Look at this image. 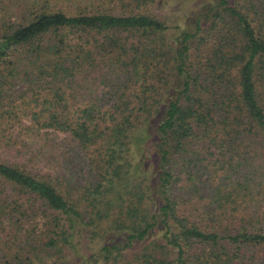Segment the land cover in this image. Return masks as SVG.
Instances as JSON below:
<instances>
[{
	"label": "trees",
	"instance_id": "1",
	"mask_svg": "<svg viewBox=\"0 0 264 264\" xmlns=\"http://www.w3.org/2000/svg\"><path fill=\"white\" fill-rule=\"evenodd\" d=\"M107 2L0 0V264H66L83 209L126 235L90 264H264V0L174 44Z\"/></svg>",
	"mask_w": 264,
	"mask_h": 264
},
{
	"label": "rangeland",
	"instance_id": "2",
	"mask_svg": "<svg viewBox=\"0 0 264 264\" xmlns=\"http://www.w3.org/2000/svg\"><path fill=\"white\" fill-rule=\"evenodd\" d=\"M233 1L234 0H229L230 3H233ZM107 3L109 7L108 9L113 14H145L157 18L170 27L167 37L173 44L175 38H177L180 32L193 31L195 20L198 19L202 22L207 20V12H209V10L215 5L214 0H109ZM98 95L100 96L102 94L99 93ZM160 112H162V107ZM59 136L61 138L65 137V135L61 134H59ZM150 158V160L148 159L146 161V164L152 163L153 166L151 165V172L156 173L157 152L153 151L150 154ZM61 160L64 167L65 161L62 158ZM71 168L75 173L74 177L76 178V181L80 184V186L78 185L79 187H77V191L80 192L86 174H82L83 172L80 171L81 167L77 163H74ZM155 182L156 176L151 180V185ZM151 199L150 210L153 214H158L161 200L154 194V192L151 195ZM81 212L84 216V220L80 221V224H76L72 247H67L65 251V263L90 264L92 261L89 259L92 258L102 262V255L104 254L102 248L107 246L122 247L126 237L125 232H112L107 224L101 225L100 229H98L96 227L97 220L95 216L93 214L91 215L88 209H83ZM21 230H19V232ZM23 231H21V233ZM148 239H150L149 242L151 243L163 244V231L155 227ZM145 244L147 243L135 244L132 250L128 253V257L137 254L138 250H140ZM170 252V259L172 260L175 258V252L174 250H170ZM252 254L255 253H248L247 256L251 257Z\"/></svg>",
	"mask_w": 264,
	"mask_h": 264
}]
</instances>
